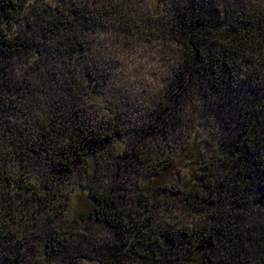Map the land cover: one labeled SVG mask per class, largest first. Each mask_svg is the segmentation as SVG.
I'll list each match as a JSON object with an SVG mask.
<instances>
[{"label": "rangeland", "instance_id": "obj_1", "mask_svg": "<svg viewBox=\"0 0 264 264\" xmlns=\"http://www.w3.org/2000/svg\"><path fill=\"white\" fill-rule=\"evenodd\" d=\"M45 1L37 0L40 7ZM72 1L95 13L85 22L92 31L86 35L87 55L101 76L106 101L91 103L81 90L83 114L101 137L110 138L92 147L99 163L96 170L82 158L57 164L47 155L55 150H47L40 137L25 150L29 152L17 161L13 176L22 187L23 178L33 177L44 191L34 195L15 189L7 201L0 198V264H181L190 231L210 223L212 202L224 205L240 198L247 201L254 218L263 213L257 202L264 180L258 185L250 177L236 179L231 165L224 166L216 105L221 97L213 78L198 79L187 72L185 80H179L177 72L191 57L177 37L161 31L149 17V0ZM35 2L24 0L22 6L31 10ZM159 2V12L166 18L176 10L187 16L192 5V0ZM195 2L192 6L199 13L214 10L220 24H228L237 10H264V0ZM28 104L24 98H14L12 109H1L0 121L21 122L19 114L28 112ZM35 109H30L28 125L41 132L35 123L44 118L45 109L42 105L41 111ZM111 129L116 134L109 135ZM196 134L202 142L200 163L187 165L182 150L190 148ZM170 162L168 186L154 203L144 206L140 191ZM192 175L199 181L194 184L198 199L193 203L182 196L183 188L194 181ZM86 187L104 198L103 210L114 224L91 211L94 205ZM121 247L125 251L116 257Z\"/></svg>", "mask_w": 264, "mask_h": 264}, {"label": "trees", "instance_id": "obj_2", "mask_svg": "<svg viewBox=\"0 0 264 264\" xmlns=\"http://www.w3.org/2000/svg\"><path fill=\"white\" fill-rule=\"evenodd\" d=\"M19 1L0 0V114L3 107L7 111L12 109L9 106L14 104V98H24L30 105L27 113L20 112L21 122L19 119L13 124L0 121V198L6 201L15 189L24 188L34 195L43 193L44 187L37 179L23 178L22 187L20 179L13 176L17 161H21L29 152L25 150L39 137L47 150H55L47 155L56 158L57 164L82 158L95 170L99 163L92 147L110 138L101 137L85 118L84 101L79 95L84 90L85 100L106 103L100 91L101 76L89 65L87 55L90 42L86 35L92 31L85 22L94 17V11L72 0H44L46 4L41 7L35 0L31 10L22 6L24 0L20 4ZM191 3L196 4L195 0ZM149 4V17L158 23L161 31L177 37L185 54L191 57V62L177 72L179 80H185L187 72L196 74L198 79L213 78V88L216 86L221 97L216 105L223 134L221 142L225 146L224 154L221 153L222 157L226 156L224 166L231 165L236 179L250 177L253 183L261 184L264 180V10H237L228 24H220L212 9L199 13L197 6L189 5L187 16L175 9L166 18L159 12V0H149ZM41 105L45 109L41 113L44 118L35 123L42 129L37 132L29 128L28 120L33 116L30 109L41 111ZM115 132L111 129L109 135ZM201 143L197 134L191 138L190 148L182 150L184 163H200ZM115 146L117 150L118 144ZM172 165L170 162L161 167L163 172L156 173L157 177L148 180L140 191L144 206L154 203L168 186ZM193 178L192 184L182 192L191 203L198 199L194 184L199 181L196 176ZM86 191L94 205L91 211L114 224V218L110 219L103 210L104 198L89 187ZM258 195L261 201L257 204L264 211V190ZM246 202L240 198L224 205L212 202L210 223L197 228L195 233L190 231V242L181 251L180 263L264 264V212L254 218ZM124 251L125 247L117 248L115 256Z\"/></svg>", "mask_w": 264, "mask_h": 264}]
</instances>
